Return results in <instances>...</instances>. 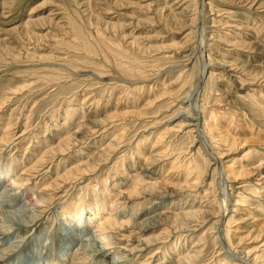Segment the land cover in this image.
<instances>
[{
    "label": "rangeland",
    "instance_id": "1",
    "mask_svg": "<svg viewBox=\"0 0 264 264\" xmlns=\"http://www.w3.org/2000/svg\"><path fill=\"white\" fill-rule=\"evenodd\" d=\"M184 87L183 106L206 97L200 149L176 115ZM263 164L264 0H0V169L13 166L0 171V190L12 184L13 212L40 194L50 199L26 206L15 227L22 240L0 264H176L200 238L194 264H232L231 255L250 264L247 252L264 264V169L255 176ZM226 181L244 185L242 206L229 202ZM194 197L203 205L211 197L216 215L174 216ZM220 205L239 210L228 232L229 210L221 225L228 258L216 256L213 239ZM111 206L129 227L107 225L115 237L93 242ZM157 212L168 218L142 230ZM70 228L80 234L61 259ZM85 238L92 262L74 255Z\"/></svg>",
    "mask_w": 264,
    "mask_h": 264
},
{
    "label": "bare ground",
    "instance_id": "2",
    "mask_svg": "<svg viewBox=\"0 0 264 264\" xmlns=\"http://www.w3.org/2000/svg\"><path fill=\"white\" fill-rule=\"evenodd\" d=\"M187 1V0H186ZM196 4H197V2H196ZM191 49V48H190ZM193 49V48H192ZM190 57L192 58L191 59V63H193V61L195 60V62H194V65L193 66H196V64H197V49H196V47L193 49V52L191 53V55H190ZM208 58H209V55L207 56ZM189 63V62H188ZM190 63V64H191ZM204 73V72H203ZM188 98V99H187ZM192 99V98H191ZM206 99V97H204V99L202 100V104L201 103H199V102H197V106L195 105V106H193V104H192V102H191V104L189 103L188 105H185V106H183V104H185V102H190V99H189V92L187 91V89H185V87H184V90H183V92H182V96H181V102H184V103H182L181 104V106H180V108L178 109V111H177V113H176V115H180L181 117H184V121H186V123L183 125L184 127L183 128H189V131L187 132L188 134H190V135H192L193 136V141H194V143L196 144V147H198V149H200V147L202 146V141H201V139L199 138H197V137H199L198 136V128H199V125L201 124V122H200V120L202 119L201 118V115H203V118H204V123H205V121H206V126H207V120L209 119L207 116H206V113H205V105H204V103L203 102H205L204 100ZM194 101H196V100H194ZM193 101V102H194ZM195 107V108H194ZM200 115V116H199ZM208 129V128H207ZM197 133L196 135L194 134V133ZM210 138V137H209ZM213 139V138H212ZM212 141V140H211ZM12 142V141H11ZM214 142H216V141H214ZM9 143V142H8ZM202 143V144H201ZM7 145V144H6ZM216 147H218V145L216 146ZM209 148V147H208ZM68 149V148H67ZM215 149V148H214ZM61 151H65V149H63V150H61ZM208 151V150H207ZM108 151H102V153H107ZM210 152H211V150H210ZM213 154V153H212ZM206 155V154H205ZM207 156V155H206ZM108 158H110V156H107ZM208 157V156H207ZM207 169L206 170H208L211 166H213L214 167V170H215V172H214V177L215 176H217V173H216V169H217V166H214V165H216V163H214L213 162V159L211 158V157H208L207 159ZM94 161V160H93ZM152 161V159H147L146 160V162L145 163H148V162H151ZM43 164H45L44 163V161H43V159H42V164H40L39 166L41 167H43ZM90 164V162L87 164V165H89ZM90 167H91V165H90ZM90 167L88 168L90 171H91V169H90ZM263 169H264V164L263 165H261L260 167H259V170L256 172V174H255V176H259V177H261V175H263V174H260V172H261V170L263 171ZM0 171H3L1 174H3V173H7L8 175L9 174H11V171H13V166H10V168L9 167H6V168H2V169H0ZM41 170H38V172H40ZM258 173H259V175H258ZM0 174V175H1ZM6 174V175H7ZM82 175V174H81ZM210 174H206L205 176L206 177H208ZM12 179H14L16 182H18V183H20V184H22L23 185V180L18 176V178H12ZM229 180H230V177H229ZM262 180H264V177H261L258 181L259 182H261ZM256 182L257 184L259 183V182ZM204 183H206L205 182V180L203 181ZM233 182H235V181H233ZM0 183H1V179H0ZM203 183V184H204ZM226 183H227V181H226ZM208 184V183H207ZM262 184V186L264 185V182H262L261 183ZM142 185H143V187H145V189L147 190V187H146V185H145V182H143L142 183ZM148 185H150V186H152V188H155L156 186H157V183L156 184H154V183H149ZM210 185H211V183H210ZM259 185V184H258ZM207 186V185H206ZM193 186H188L187 187V189H191ZM223 187H225V186H223ZM227 194H228V196H229V202H230V197H233L234 198V201H236L235 203H234V206H242V204L243 203H241V202H243V200H244V197H243V195H239V194H242L241 193V191H239V190H244V185H236V184H228L227 183ZM226 188H225V190H226ZM13 191H14V188H13V186H12V184H8L4 189H1L0 190V262H4L5 261V255L7 256V255H9L11 252H13V250H15V248L16 247H18L19 246V244H18V242H20L22 239H20V241H17L16 240V237H18L19 236V233H18V231H17V229L15 228V227H20V225L21 224H24V215H21V213L23 214V213H26L27 211H29V209H27L26 208V206H30V207H32V206H34V207H40V206H44L43 204L44 203H46V202H49V198H48V196H43V195H38L37 196V198H36V201H33V200H28V202L26 201V203L25 204H23V205H19V209L18 210H16L15 212H13V210L12 211H9V209L10 208H12L14 205L16 206V201L19 199V196L17 197V195L16 194H12L13 193ZM245 191V190H244ZM198 192V191H197ZM205 196H209V195H212L213 194V192L212 191H210V190H205ZM239 196H241L240 197V200H242V201H240L239 199L238 200H235V198H239ZM12 197H14V198H12ZM195 198V200H193V201H190V204L189 205H187V206H183V208H187V210L186 211H183V212H181V213H178V214H175L174 216H188V215H193V214H199V213H202V212H207L208 211V213H210L211 214V216H214V215H216V212H209V208H211V205L213 204L212 202H213V200H211V197H204L206 200L204 201V203H206L205 205H203V203H198L199 201L198 200H196V198L197 197H194ZM20 200V199H19ZM209 200H211V201H209ZM247 200V199H246ZM120 199H118L116 202H117V204H116V206H118L119 204H120ZM39 204V205H38ZM98 205V209L103 213V212H105V204H103V203H101V204H97ZM222 205V204H221ZM220 205V208H219V210L217 211L218 213H219V217L218 218H216L215 220H214V222L212 223V225H213V227H212V232H213V239H215V245L217 246V245H219L220 243L219 242H221L220 240V235H221V233H222V231H221V225L223 224L222 222H223V219L227 216L226 215V213L228 212V210H229V212L231 213L230 215H229V217H228V219H227V221H226V223H225V228L227 229V232H228V227L231 225V223H232V220L233 219H236V213H238L239 212V210L238 209H233V208H231V209H228V207H226V209L225 208H223V206H221ZM33 207V208H34ZM14 208V207H13ZM115 208V207H114ZM90 209L93 211V212H89L90 213V215H91V217L92 218H94V219H97L98 218V215H99V213L98 212H96V210L97 209H95V208H93V207H90ZM34 211V210H33ZM32 211V212H33ZM84 211H85V208H83V207H77V208H75V213H76V218L77 219H82L83 218V216H85V213H84ZM112 211H114V212H112ZM36 212V211H35ZM39 212H45V210H43V211H38V214L37 215H35L36 217H35V220H34V222L32 221V224H34L35 222H36V219L39 217V214H41V213H39ZM123 212V211H122ZM37 213V212H36ZM124 214H125V212H123ZM123 214V215H124ZM173 214V213H172ZM27 215V214H26ZM121 215V214H120ZM120 215H118L117 213H115V209H113V206H111V213L109 214H107V216L105 217V219H104V221L103 222H101V223H99L98 225H97V228H98V230L101 232V234L99 235V236H95V239L94 238H92V240H93V242H99V239L98 238H100V237H102V236H105V238H109V239H112V238H114V237H112V236H108L107 234H106V232H105V229H106V226L107 225H116V228L115 229H122V230H124V228H127V227H129V224L130 223H128V222H124L125 220V218H123L122 216H120ZM34 216V215H33ZM168 218V216H166V215H163V212H157L156 214H154L153 216H151L150 218H149V220H154V221H152V223H150V224H147L146 226H144L143 228H141L142 230H148L149 228H153V227H156V226H158V221L157 220H164V219H167ZM227 218V217H226ZM71 223V222H70ZM30 225V224H29ZM24 226V225H23ZM25 226H27V225H25ZM70 226V225H69ZM192 226V225H191ZM191 226H188L187 227V229H185V230H188V231H190V230H195V229H192L191 228ZM121 227V228H120ZM70 232H68V233H66L65 232V237L63 238V239H65V241H64V243H63V247H62V254H61V259H63V257L66 255V251H68L67 250V247L68 246H70L72 243H74L75 242V240H76V238H77V236L79 237V234L80 233H76V236H74V235H72L73 233H72V228H70V229H68ZM97 230V231H98ZM64 231H67L66 229H64ZM84 231V230H83ZM95 235V234H94ZM7 236L9 237L8 239H6L7 238ZM70 236H72V237H70ZM97 238V239H96ZM9 239H13V240H10L9 241ZM89 238H85V239H82L81 240V242H79L78 244H77V246L75 247V250H74V255H75V257L77 258V259H81V258H83V257H88V258H85V262H90L91 260H92V258L89 256V255H87V254H89L90 253V249L89 248H91V247H89V245H87V240H88ZM101 239V238H100ZM116 239V238H115ZM232 239V238H231ZM102 240V239H101ZM91 241V239L89 240V242ZM203 241V239L202 238H200L193 246H192V248H195V249H191V250H189V251H187L184 255H181L180 257H178L177 258V260H176V264H194V263H196V261H197V258H199L200 257V255H201V253H202V251L203 250H200V246H202V245H204V244H202L201 245V243H203L202 242ZM227 241V240H226ZM232 242H233V244L235 245V242L233 241V239H232ZM222 243V242H221ZM227 243H229V241H227ZM92 245H93V243H91ZM90 244V245H91ZM100 244V243H99ZM91 245V246H92ZM104 245V244H103ZM108 244H106V245H104V247L105 246H107ZM223 245V244H222ZM95 247H96V245H95ZM94 247V248H95ZM99 247V246H98ZM231 247V246H230ZM93 248V247H92ZM93 248V249H94ZM101 248V247H100ZM219 248L221 249V250H219V252L220 253H217L216 254V256H219L220 254L221 255H223V256H225V257H229V255L228 254H225V252L223 251V248L219 245ZM136 249L137 250H141V249H138L137 247H136ZM231 249V251H233L232 253H233V255L234 256H241V257H239V258H241V259H245L246 261H248L247 263H249L250 262V264H263V261L262 262H260V261H258V259H259V256H255V257H252V255H250V256H247V255H249L250 253L249 252H247V255L245 256V257H243V255H242V253H239L236 249H233L232 247L230 248ZM99 250V249H98ZM100 251V250H99ZM33 252V251H32ZM103 252V253H102ZM101 252V254H100V257L99 258H102V255H105L104 254V251H102ZM29 254L31 255V253L29 252ZM28 254V255H29ZM203 254V253H202ZM230 254V253H229ZM82 255V256H81ZM91 256H92V254H90ZM95 255V254H94ZM93 255V256H94ZM81 256V257H80ZM232 256V255H231ZM230 256V259L232 260V264H238V262L236 261V259H233L232 257ZM27 257H29V256H27ZM243 257V258H242ZM75 258V259H76ZM98 258V259H99ZM105 258V257H104ZM60 259V260H61ZM9 260V259H8ZM66 260V258L64 259V261ZM97 260V259H96ZM102 260V259H101ZM106 260V259H105ZM105 260H102L101 262H100V264H108L107 263V261H105ZM226 259H224V261H222L223 262V264H228V262H227V260L225 261ZM240 260V259H239ZM25 261V260H24ZM31 261V258H28V259H26V262L25 263H18V264H40V263H36L35 261H32V262H30ZM39 261V260H38ZM245 261V262H246ZM40 262V261H39ZM92 262V261H91ZM114 262V261H113ZM121 262V261H120ZM15 263V262H14ZM4 264V263H3ZM7 264H10V263H7ZM13 264V263H12ZM43 264H48L47 262H46V260L43 262ZM54 264H57V263H54ZM70 264H77V263H74V262H72V263H70ZM79 264V263H78ZM110 264V263H109Z\"/></svg>",
    "mask_w": 264,
    "mask_h": 264
}]
</instances>
